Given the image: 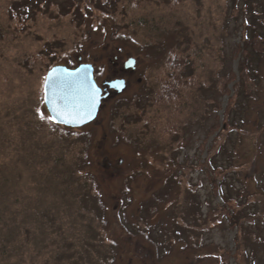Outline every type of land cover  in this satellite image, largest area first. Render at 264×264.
I'll return each instance as SVG.
<instances>
[{
    "label": "rangeland",
    "instance_id": "1",
    "mask_svg": "<svg viewBox=\"0 0 264 264\" xmlns=\"http://www.w3.org/2000/svg\"><path fill=\"white\" fill-rule=\"evenodd\" d=\"M173 49L189 67L171 114ZM114 57L137 60L125 90L83 128L55 124L47 71L111 72ZM126 249L135 264H264V0H0V264H129Z\"/></svg>",
    "mask_w": 264,
    "mask_h": 264
},
{
    "label": "water",
    "instance_id": "2",
    "mask_svg": "<svg viewBox=\"0 0 264 264\" xmlns=\"http://www.w3.org/2000/svg\"><path fill=\"white\" fill-rule=\"evenodd\" d=\"M135 59L126 62L127 68H134ZM110 89L122 93L126 88L124 80L105 83ZM108 89L105 88V91ZM94 79L91 64H82L76 69L65 66L53 67L44 84V103L53 121L67 127L79 128L96 119L101 103L108 97Z\"/></svg>",
    "mask_w": 264,
    "mask_h": 264
},
{
    "label": "trees",
    "instance_id": "3",
    "mask_svg": "<svg viewBox=\"0 0 264 264\" xmlns=\"http://www.w3.org/2000/svg\"><path fill=\"white\" fill-rule=\"evenodd\" d=\"M173 53H175V56L172 57V54L167 55V59H166V63L167 62H171V65H169L171 70H167L166 72L169 74L171 73V76L168 78L167 77V82L163 85L162 88V93H158V98H159V105L158 106H162V105H166L171 107V114H174V111L176 113L177 109H179V106L181 105V103L184 102V96L186 95V85L187 82L186 77L187 75V67H189V62L187 61V57L182 56L180 54L179 51H177L176 49L172 50ZM237 56V55H236ZM244 59L241 62V65L238 67V75L242 76L241 78H245V80L250 79L251 78V73L253 72L252 68V63H251V59H250V54L248 53H244ZM238 57V56H237ZM249 57V58H248ZM251 63V64H250ZM250 64V65H249ZM176 65V66H174ZM168 67V68H169ZM234 71L229 70V76L232 75V77H234ZM222 78L225 76H221ZM219 78V77H217ZM229 78V77H228ZM232 79V78H230ZM244 80V81H245ZM165 82V81H164ZM248 82H243L240 79L237 81L236 83V93L234 96H232V101H235V103H237V97L239 95V89L242 87L243 84H246ZM245 88H247V90H249V86L247 84V86L245 85ZM249 95L250 92H246L245 95ZM231 98V97H230ZM230 100V99H229ZM183 105V104H182ZM215 108V107H214ZM235 109V108H234ZM166 110V109H165ZM217 110L215 115L218 112V106L214 109ZM160 112L163 111L162 108L161 110H159ZM171 121H170V126H171ZM218 123V122H217ZM211 131L208 133V130L206 131V137L208 138V136L210 137L212 132H215V130L218 128V126H216V123L214 124V126H211ZM235 129V128H234ZM174 133H181L179 126H177L176 124L173 123V131L171 134ZM220 135H216L213 139H212V144H211V148H209V152H212L213 155H217V153L220 151V149L222 148V146L218 147V143L220 141ZM205 142V141H204Z\"/></svg>",
    "mask_w": 264,
    "mask_h": 264
},
{
    "label": "flooded vegetation",
    "instance_id": "4",
    "mask_svg": "<svg viewBox=\"0 0 264 264\" xmlns=\"http://www.w3.org/2000/svg\"><path fill=\"white\" fill-rule=\"evenodd\" d=\"M82 63H88V62H83L80 59V61L76 65H66V66L69 69H75V68H77ZM91 64L94 66L93 63H91ZM101 69H102V72H99V69L98 68H95V66H94V77H95L96 82L98 83L99 86L102 87V89L104 90L103 91L104 94L105 93H108L109 94L108 95V98L105 99V100H103V102H102V106H103V103L106 100H108L110 98H113V97L117 98V96H118L117 95L118 93L115 90H113V89H109V87L107 85H105V83L112 82V81H117V80H124L125 83H126V87H127L126 75L129 74V71H134L135 69H137V60H136V63H135L134 68L131 69V68H127L126 67V61L125 60L124 61L123 60H119L118 57H114V60H113V70L111 71L112 73L109 72L106 68H101ZM105 88H107L108 90L105 91ZM130 232H132V231H130ZM136 232H137L136 228H133V232L130 234L129 237H131V238L135 237L134 239H137V241H138V242H136V244H141L142 247H144V248L147 247L148 248L147 245L142 244V240L144 239V237L142 235H137ZM147 233L150 236L154 235V232H152V231H147ZM139 238H142V240H140ZM146 242L148 244H150L152 247H156L158 245V243L156 241H146ZM171 243H173V242H171ZM127 244H131L132 245V242H130L128 240ZM131 245H128V246H131ZM125 256L128 257V261L127 262L129 264H135L136 263V260H135L136 258H135L134 254H133V251H129L127 249L124 250L122 252V254L120 255L121 261L122 260H125ZM146 258L151 259V260L154 259L153 258V253L151 252L149 254V256L146 257Z\"/></svg>",
    "mask_w": 264,
    "mask_h": 264
}]
</instances>
